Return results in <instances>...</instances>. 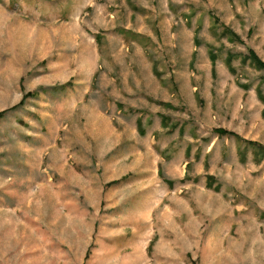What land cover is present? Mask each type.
<instances>
[{"label": "rangeland", "instance_id": "1", "mask_svg": "<svg viewBox=\"0 0 264 264\" xmlns=\"http://www.w3.org/2000/svg\"><path fill=\"white\" fill-rule=\"evenodd\" d=\"M249 49L264 0H0V264H264Z\"/></svg>", "mask_w": 264, "mask_h": 264}, {"label": "trees", "instance_id": "2", "mask_svg": "<svg viewBox=\"0 0 264 264\" xmlns=\"http://www.w3.org/2000/svg\"><path fill=\"white\" fill-rule=\"evenodd\" d=\"M249 57H251L259 67L264 68V61H262L259 58V56L255 53V51L253 49H249ZM212 60H215V57H212ZM2 115H3V112H0V116H2ZM216 131L218 133H221V134L229 133L226 129H223V128H218V129H216ZM249 143L250 144H255V145L258 144L255 141H249Z\"/></svg>", "mask_w": 264, "mask_h": 264}]
</instances>
